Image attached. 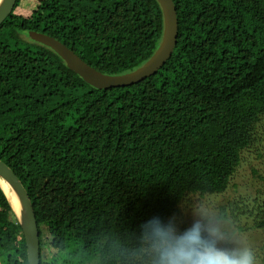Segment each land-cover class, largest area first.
Listing matches in <instances>:
<instances>
[{
	"label": "trees",
	"instance_id": "obj_1",
	"mask_svg": "<svg viewBox=\"0 0 264 264\" xmlns=\"http://www.w3.org/2000/svg\"><path fill=\"white\" fill-rule=\"evenodd\" d=\"M24 2L0 26V158L32 199L41 264H151L149 221L185 229L183 207L226 193L246 151L264 162V0H174L172 56L148 78L106 89L50 46L20 42L45 32L97 70L125 74L162 41L160 2ZM51 23L60 34L42 27ZM217 219L259 233L250 245L264 264V193L220 204ZM0 264H29L1 184Z\"/></svg>",
	"mask_w": 264,
	"mask_h": 264
},
{
	"label": "water",
	"instance_id": "obj_2",
	"mask_svg": "<svg viewBox=\"0 0 264 264\" xmlns=\"http://www.w3.org/2000/svg\"><path fill=\"white\" fill-rule=\"evenodd\" d=\"M162 6L165 28L162 41L156 52L139 68L132 72L119 75L105 74L88 64L60 39L45 32L30 30L29 36L53 48L67 62V65L78 73L86 82L106 89L117 86H126L142 81L155 74L172 56L178 40L179 21L174 0H158ZM17 0H0V26L12 13ZM0 178L6 180L15 191L20 209H14L21 224L28 252L29 264H41L40 233L37 217L32 199L27 188L13 171V169L0 158Z\"/></svg>",
	"mask_w": 264,
	"mask_h": 264
},
{
	"label": "rangeland",
	"instance_id": "obj_3",
	"mask_svg": "<svg viewBox=\"0 0 264 264\" xmlns=\"http://www.w3.org/2000/svg\"><path fill=\"white\" fill-rule=\"evenodd\" d=\"M37 0H25V8H33L36 6ZM48 26L56 34H60L56 26L51 23ZM27 38L22 39L20 45L22 47L33 45V39L29 35ZM253 168H258L260 175H264V162L262 158L258 157V151L255 148L246 151L243 156V161L237 169L229 189L224 194L209 195L200 198L194 196L192 202L186 204L184 208V216L186 224L180 225L181 227H191L193 223L199 221L204 228L206 237H210L211 229H217L222 239L218 240L219 246L233 249L240 246H250L251 240H259L260 234L255 233H238L236 227L227 221L218 220L219 205L229 204L236 200L243 202H253L257 194L264 193V178L255 175ZM244 205V204H243ZM246 218L242 217L241 221L245 223ZM183 229V228H181ZM260 241V240H259Z\"/></svg>",
	"mask_w": 264,
	"mask_h": 264
},
{
	"label": "clouds",
	"instance_id": "obj_4",
	"mask_svg": "<svg viewBox=\"0 0 264 264\" xmlns=\"http://www.w3.org/2000/svg\"><path fill=\"white\" fill-rule=\"evenodd\" d=\"M209 231L210 237H206L199 221L185 229L160 219L149 221L145 233L152 253L151 264H259L250 246L221 247L218 240L223 237L219 231Z\"/></svg>",
	"mask_w": 264,
	"mask_h": 264
},
{
	"label": "bare ground",
	"instance_id": "obj_5",
	"mask_svg": "<svg viewBox=\"0 0 264 264\" xmlns=\"http://www.w3.org/2000/svg\"><path fill=\"white\" fill-rule=\"evenodd\" d=\"M0 184L3 187L4 191L7 193L8 197L10 198L12 205H14L17 210H19L20 203L18 201V197L15 191L11 188L9 183L6 180H3L2 178H0Z\"/></svg>",
	"mask_w": 264,
	"mask_h": 264
}]
</instances>
